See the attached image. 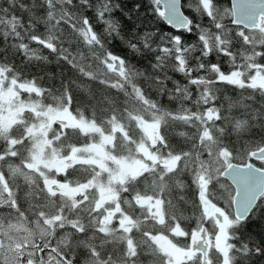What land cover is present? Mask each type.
Returning a JSON list of instances; mask_svg holds the SVG:
<instances>
[{
    "label": "trees",
    "instance_id": "obj_1",
    "mask_svg": "<svg viewBox=\"0 0 264 264\" xmlns=\"http://www.w3.org/2000/svg\"><path fill=\"white\" fill-rule=\"evenodd\" d=\"M183 8L192 25L176 31L158 0H0V68L7 80L33 88L21 90L22 98L68 107L107 131L122 127L110 151L127 158H142L139 147L148 142L139 119H158L153 151L160 160L177 158L174 166L151 165L121 191L122 208L135 222L128 234L134 254L117 232L94 236L98 229L88 213L76 240L81 264H167L153 237L190 248L192 233L203 225L214 235L217 224L205 214L203 184L207 199L232 220L231 264H264V195L238 221L234 187L221 176L226 161L245 163L264 146V88L248 83L256 69L264 75V41L233 23L231 0H183ZM113 58L122 70L110 66ZM237 71L245 84L231 79ZM51 137L64 155L96 140L77 126L53 129ZM30 147L20 144L11 164L28 160ZM255 162L264 167V161ZM92 175L73 168L59 178L84 183ZM17 180L19 209L29 217L60 209L59 196H42L40 184L31 193L24 190L28 182ZM142 196L162 200V221L137 201ZM217 253L213 247L210 257L222 264Z\"/></svg>",
    "mask_w": 264,
    "mask_h": 264
},
{
    "label": "rangeland",
    "instance_id": "obj_2",
    "mask_svg": "<svg viewBox=\"0 0 264 264\" xmlns=\"http://www.w3.org/2000/svg\"><path fill=\"white\" fill-rule=\"evenodd\" d=\"M251 37L254 41H264V27L252 33ZM110 66L113 69L122 70L121 61L117 58L112 59ZM256 70L248 83L252 86L259 85L264 88V75L258 71L259 68ZM5 77L7 78L4 70L0 68V143H3L2 146L0 144V160L3 159L2 157L6 158L9 154H15L20 144H25L26 148L31 145L29 159L18 164L19 166L15 168L16 179L23 177L26 182L30 183L31 187L27 183L29 192L34 191V184H37V186L40 184L39 186L43 189L41 191L42 196L48 199L49 195L60 197V209L54 210L51 216L40 213L35 217H29L27 213L19 209L20 206H18L20 214L17 209V212L12 209V213H4L2 217L0 216V224L6 230L7 238L13 241L8 240L7 246L22 247L24 243H29L34 248L33 253L36 259L41 258L36 254V247L45 249L42 251L48 255L47 258L49 259L52 258L54 251L67 252L69 249L67 246L69 245L70 249H77L78 251L79 247H77L76 240L82 238L78 235L83 231L81 226L83 222L82 215L87 214L89 216L90 214L91 222L98 229L94 236L99 232L105 234L117 232L122 240L127 241L131 247V254H134L132 240L128 238V234L135 222L122 208L121 191L130 178L142 174L151 165L163 162L174 166L176 163L177 158L170 157L160 160L153 151L152 147L160 137V121L158 119H139L140 126L147 135L148 140L147 143L139 147L142 158L116 156L111 153L110 147L114 143L116 133L123 131L122 127L115 126L107 131L93 121L77 118L68 107H44L39 103H33L29 100V97L22 98L20 95L21 90L28 93L33 91L30 85L26 86L16 79L9 78L7 80ZM243 77L242 72L237 71L233 73L231 79L237 83L245 84L247 81ZM27 111L29 112L27 113ZM62 121L66 123H62ZM56 123L62 126L60 129L65 126H77L85 133H95L96 140L88 145L77 146L68 155H64L56 147L51 137L53 129L56 132L60 131L59 128L57 130L54 128ZM16 126H23L24 128H21L18 136L17 134L12 136L11 131ZM223 155L226 158L228 157L226 152H223ZM10 159L8 158L6 161L10 164L14 163ZM68 159L72 160L68 161ZM228 163L230 162H225L223 169ZM73 168L81 171L84 169L91 170L93 175L89 181L84 183L71 179L67 181L60 180V175L66 174ZM16 179L12 177L9 180L0 171V202L8 199V197L11 201L12 199L16 200V189L15 187L11 188L12 185L15 186ZM16 184L19 186L18 182ZM54 186L61 189L58 190ZM203 188L202 199L207 217L213 218L216 210H221L226 216L223 224H219L213 218L217 226L216 233L214 235L210 233L212 248L214 247L218 251L217 256H221L222 264H231L229 258L231 247L229 227L232 220L223 209L213 205L207 199L204 184ZM17 191H19V187ZM137 201L146 206L158 221L163 220V202L160 198L142 196L138 197ZM13 205L17 207L16 203ZM54 213L56 214L53 215ZM115 221L116 225H114ZM176 232L179 235H184L178 229H176ZM71 236L73 240L69 239ZM74 237H76L75 240ZM153 239L163 247L162 251L166 255L167 264H196L198 259L201 264V255L191 253L190 248L178 247L162 235H157ZM185 254H188V257H185ZM43 259L46 258L43 256ZM211 262L214 264L212 258ZM49 264H56V262H49Z\"/></svg>",
    "mask_w": 264,
    "mask_h": 264
},
{
    "label": "water",
    "instance_id": "obj_3",
    "mask_svg": "<svg viewBox=\"0 0 264 264\" xmlns=\"http://www.w3.org/2000/svg\"><path fill=\"white\" fill-rule=\"evenodd\" d=\"M158 2L162 5V17L170 27L181 30L191 25V19L183 10L182 0H158ZM231 6L234 24L250 31L262 28L264 0H231ZM62 123L66 122L62 121ZM251 158L252 160L245 163L230 162L221 172V176L234 187L233 211L238 221L247 219L264 195V167L255 162L264 161V146L254 150ZM54 188L61 189L56 186ZM214 218L219 224H223L226 220L221 210L214 212ZM190 250L193 254L201 255V264H212L210 257L212 239L206 225L192 234ZM185 257H188V254H185Z\"/></svg>",
    "mask_w": 264,
    "mask_h": 264
},
{
    "label": "flooded vegetation",
    "instance_id": "obj_4",
    "mask_svg": "<svg viewBox=\"0 0 264 264\" xmlns=\"http://www.w3.org/2000/svg\"><path fill=\"white\" fill-rule=\"evenodd\" d=\"M1 163H0V171L4 173V175L10 180V178L16 179V172L15 168L19 165L17 164H10L8 161H6L3 164V160L10 158V154L5 158L2 157ZM23 178V177H22ZM25 180V179H24ZM17 179L15 181V186H11V188L15 187L17 192V198L11 199L8 197V199L0 202V216L2 217L4 213H12V207L13 209L18 210V206L21 207V204L18 200V185L16 184ZM29 187H31L29 185ZM24 190H27V184L24 188ZM28 191V190H27ZM32 193V192H31ZM7 197V196H6ZM14 203L18 205L17 207H14ZM17 212V211H16ZM19 213V210H18ZM20 214V213H19ZM214 218V217H213ZM1 221V220H0ZM69 239L73 240V237H69ZM12 239L7 238V233L5 228L0 224V264H44L45 262L49 264V262H56V264H81L82 260H80V256L78 254V251L75 249H70V245L67 252H59L54 251L55 253L52 255V258H47L48 255L42 250V248L36 247L37 253L41 258H34L35 254L33 253L34 248L29 243H24V246L22 247H8L7 242ZM13 244V243H12ZM72 244V243H71ZM43 256L46 258L43 259ZM135 264V263H131ZM142 264V263H140Z\"/></svg>",
    "mask_w": 264,
    "mask_h": 264
},
{
    "label": "bare ground",
    "instance_id": "obj_5",
    "mask_svg": "<svg viewBox=\"0 0 264 264\" xmlns=\"http://www.w3.org/2000/svg\"><path fill=\"white\" fill-rule=\"evenodd\" d=\"M161 5V4H160ZM161 7H162V5H161ZM182 7H183V0H182ZM183 10H184V8H183ZM231 10H232V6H231ZM185 12V11H184ZM186 14V13H185ZM232 14H233V11H232ZM187 15V14H186ZM188 16V15H187ZM189 17V16H188ZM190 18V17H189ZM164 19V18H163ZM191 19V18H190ZM191 21H192V19H191ZM166 22V21H165ZM234 23V22H233ZM191 25H192V22H191ZM190 25V26H191ZM236 25V24H235ZM169 26V25H168ZM190 26L187 28V29H189L190 28ZM239 26V25H238ZM170 27V26H169ZM264 27V20H263V23H262V28ZM172 28V27H171ZM261 28V29H262ZM173 29V28H172ZM175 30V29H174ZM181 30H184V29H181ZM181 30H176V31H181ZM254 31H259V30H254ZM6 187V186H5ZM7 192V191H6ZM18 206V205H17ZM12 209H13V207H12ZM73 211V210H72ZM10 225V224H9ZM67 229V228H66ZM43 234V233H42ZM61 241V240H60ZM62 242V241H61ZM60 248V247H59ZM43 249V248H42Z\"/></svg>",
    "mask_w": 264,
    "mask_h": 264
}]
</instances>
